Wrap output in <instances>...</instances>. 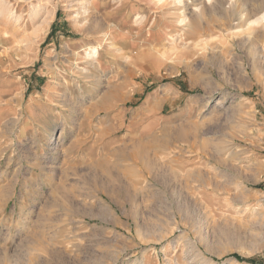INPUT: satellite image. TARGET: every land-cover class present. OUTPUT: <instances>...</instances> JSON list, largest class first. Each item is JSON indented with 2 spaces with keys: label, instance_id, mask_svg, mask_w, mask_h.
<instances>
[{
  "label": "rangeland",
  "instance_id": "374dc122",
  "mask_svg": "<svg viewBox=\"0 0 264 264\" xmlns=\"http://www.w3.org/2000/svg\"><path fill=\"white\" fill-rule=\"evenodd\" d=\"M263 12L0 0V264H264Z\"/></svg>",
  "mask_w": 264,
  "mask_h": 264
},
{
  "label": "crops",
  "instance_id": "0c3cea01",
  "mask_svg": "<svg viewBox=\"0 0 264 264\" xmlns=\"http://www.w3.org/2000/svg\"><path fill=\"white\" fill-rule=\"evenodd\" d=\"M216 88H217V91H218V89H220V88H218V86H216ZM256 93H257V96H258V97H260L262 100H264V91H260V92L256 91ZM147 97H148V99L151 98L152 100H154V98H155V96H147ZM147 97H145L144 100H145ZM256 99H258V98L256 97ZM190 102H191V101H189V103L186 104L185 107H188V105L191 104Z\"/></svg>",
  "mask_w": 264,
  "mask_h": 264
},
{
  "label": "bare ground",
  "instance_id": "6f19581e",
  "mask_svg": "<svg viewBox=\"0 0 264 264\" xmlns=\"http://www.w3.org/2000/svg\"><path fill=\"white\" fill-rule=\"evenodd\" d=\"M258 20H264V12L259 16V19ZM258 20H256V22H258ZM92 54H95V50H93V51H90V52H88V54L86 55L87 57H89V56H91ZM146 100V99H145ZM180 242H183V241H180ZM182 244V243H181ZM193 256V260L192 261H194V259H195V255H192ZM198 257H199V255H198ZM203 257V256H202ZM187 259V258H186ZM188 260H190V259H188ZM196 260H197V258H196ZM201 260V259H200ZM169 262V261H168ZM189 262V261H188ZM194 263V262H193ZM196 263V262H195ZM200 263V262H199ZM201 264V263H200Z\"/></svg>",
  "mask_w": 264,
  "mask_h": 264
},
{
  "label": "trees",
  "instance_id": "16d2710c",
  "mask_svg": "<svg viewBox=\"0 0 264 264\" xmlns=\"http://www.w3.org/2000/svg\"><path fill=\"white\" fill-rule=\"evenodd\" d=\"M236 258V257H235ZM236 259H239V258H236Z\"/></svg>",
  "mask_w": 264,
  "mask_h": 264
}]
</instances>
